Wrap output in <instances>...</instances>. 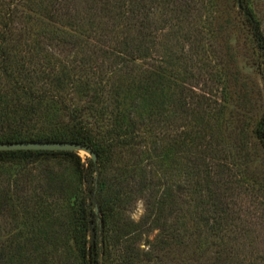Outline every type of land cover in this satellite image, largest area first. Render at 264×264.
<instances>
[{
	"label": "trees",
	"instance_id": "trees-1",
	"mask_svg": "<svg viewBox=\"0 0 264 264\" xmlns=\"http://www.w3.org/2000/svg\"><path fill=\"white\" fill-rule=\"evenodd\" d=\"M199 3L201 8L194 15ZM205 3L0 0V143H77L97 156L93 163L88 158L81 162L73 152H0V178L6 166L14 163L20 165L18 173L40 167L43 173L21 183L19 175L9 174L8 186L0 188V216L8 212L16 230L0 234V264H48L46 249L60 238L67 258L61 264H101L102 257L110 254L109 239L119 245L122 238L123 242L130 238L131 229L109 236L115 226L121 232L115 220L122 204L141 198L153 227L160 230L155 245L163 249L169 245L168 236L173 238L178 231L174 223L166 224L175 210L164 215L168 197L169 208L176 207L178 212L182 209L178 201L190 205L195 237L213 247H226L220 250L228 264H264V235L241 228L232 231L246 220L264 222V202L234 172L237 157L221 135V105L216 104L210 87L224 79L194 31ZM234 4L264 67V35L250 0H234ZM38 5L53 30L85 38L83 59L64 61L40 47L43 32L34 22ZM170 30L184 33L169 50L166 45L163 59L159 37ZM31 39L37 47L32 48ZM184 43L190 50L184 51ZM63 84L83 92L92 86L95 92L83 106L62 105L60 112L66 119L58 120L43 103ZM85 113L98 120L94 129L83 120ZM100 121L109 124L103 135ZM252 130L264 149V112ZM242 142L247 159V145ZM146 143L152 153L149 159L157 161H152L154 166L149 163L154 168L138 165ZM127 152L137 155L138 161L131 168H115ZM57 157L66 159L70 168L55 161ZM46 161L52 162L42 166ZM174 171L183 174V181L169 185L165 178ZM160 186L163 193L159 194ZM247 198L251 199L248 205H253L251 212L249 206L242 209ZM242 233L251 242L246 253L238 246ZM215 254L211 264L226 263L220 251ZM119 258L123 264H133L131 247H122Z\"/></svg>",
	"mask_w": 264,
	"mask_h": 264
},
{
	"label": "rangeland",
	"instance_id": "rangeland-1",
	"mask_svg": "<svg viewBox=\"0 0 264 264\" xmlns=\"http://www.w3.org/2000/svg\"><path fill=\"white\" fill-rule=\"evenodd\" d=\"M205 4L206 9L204 12L196 17L199 21L196 24L197 29L195 28L194 31H197L198 38H202L206 56L210 57L209 59L212 61V65L217 67V71H220L221 80L224 79L221 83L222 85L217 84L214 85V87L209 86L211 88L210 93L212 96H215L214 100L216 104L221 105L220 108L222 113L219 119V125L222 131L221 135L225 142H227L226 145H228V149L237 157V159H235L237 164L233 167L234 172L237 173L239 179L244 183V186L246 185L248 191L254 195H259L264 202V149L253 137L252 133L254 122L260 119L264 112L263 63L261 62L262 60L259 53L253 45L248 30L243 25L241 17L235 8L234 0H207ZM250 7L259 21L264 35V0H250ZM200 8V3L196 4V10L193 12L194 15H197L195 12H197V9L199 12ZM35 9L34 22L37 25V30L39 29L40 33L43 32L41 34L42 36H40V41H42V44H39L40 47H46L48 53L50 51L53 57L58 59L60 57L64 61L83 59L82 52H84V45H86L85 38L72 32H68L69 34L65 35V33L62 32L63 29L60 28H58L59 30H53L43 18L42 9L44 8H40L38 5ZM184 25L185 24H183V26ZM170 31L161 33L159 37V57L163 59H165L166 56L164 54L166 52V45L168 44L169 50L171 43L184 33H181L180 30H175L174 32L172 30ZM192 31L193 30H191V32ZM28 41L31 42L32 48L37 47L32 39ZM37 41L38 39H36V43ZM188 47L190 50V45L184 43L185 52L188 51ZM62 86L57 93H54L53 98H46L43 103V108L48 112L50 111L51 116H54L58 120L66 119L60 112V110L63 109L62 105L66 107L83 106L95 92L92 86L84 92L81 90L73 91L68 85L63 84ZM83 120L90 122L93 129L95 128L94 125L98 122V120L96 121L90 118L86 113L83 114ZM101 125L102 123L100 121L99 132L103 135L109 128V124L107 122V124ZM242 141L247 145V156L249 157L247 159L244 158L246 153L242 150ZM148 144L149 143L142 145L144 151L143 160L138 163L139 167L144 169H149L151 164L153 165L152 161L157 163L156 160L151 159L152 153L149 151ZM129 153L130 152L122 153L121 156L119 155L122 158L119 161L120 164L117 163L119 165H114V167L118 168L121 165H126L128 168H131L138 159L137 155H131ZM135 153H137V151H135ZM150 154L151 157L149 159L148 155ZM77 155L80 157L81 162H85L86 158L90 159L84 152H78ZM55 161L64 163L67 168H70L69 163H67L68 161L64 158L57 157ZM51 162L52 161L43 162L42 166ZM19 166L17 163L8 164L6 166V171L3 172L4 175L0 178V188L8 186L5 179L9 174L19 175L17 177L20 183L25 179H32V176L35 178L37 174H39V176L43 174L41 167L39 169L27 168L29 171L28 173H18L20 170ZM153 166H151V168H154ZM183 178L182 173L174 171L172 175L169 174L165 179L169 185H175L182 182ZM11 179L13 180L14 178L11 177ZM127 186L130 187L129 185ZM125 189L124 187V190ZM158 191L159 194L163 193V187L160 186ZM185 197L188 198L187 195ZM250 200L251 199L247 198V205L242 207V209L249 206L248 211L251 212L254 210L252 204L248 205L251 202ZM170 202L171 199L168 197L165 204L166 209H164V215L175 210L171 213L172 215L169 216L166 224L171 226L172 223H174L178 231H176L177 236L173 238L170 236H168V238L166 237V244L169 245L164 246L163 249L161 247L158 249V245H155V242L159 241L158 235L160 234V230L153 227L154 220L146 215V203L144 199L141 198L135 201H128L122 204L120 216L115 220L117 226L122 228L121 232L118 231L119 228L115 226L113 227V231H109V236L112 237L114 234L118 235L117 232L123 235L122 232L131 229L130 238L126 242H123L122 238L119 245L114 244L112 238L111 240L109 239L110 254L109 256L102 257L101 264H123L122 260L119 258V254L122 252V247L125 249L126 246L131 247V258L134 260L133 264H211L214 263L216 251H220L222 255L221 260L225 261V264H228L229 261L227 262L223 259L226 253L220 250L226 247L217 245L213 247L208 241L205 242L195 237V227L193 219H191L193 213L189 209L190 205L178 201L177 204L182 206V209L178 212L176 207L169 208ZM242 204L243 203L240 205L242 206ZM235 211L238 212V208H236ZM9 215L10 214L7 212L5 215L0 216L1 236L6 233L13 234L16 231L13 219ZM163 218L161 219L162 221H159L158 225H162L164 221ZM251 222L246 220L244 225H235L232 231H239V228H241V231H257V234L260 233L259 235H264V222L261 223L262 225L258 224V222L261 221L256 222L255 220ZM255 222L258 226L253 225ZM151 226L153 228L147 230ZM169 230L170 232L174 231L172 228ZM250 234L253 235V232ZM241 235L242 239L240 238V240H237L238 246L246 253L251 242H249V238L244 236L243 233ZM62 241L63 240L60 238L55 243H52L54 247L48 250L46 249V252L48 251L50 255L47 262L48 264H61L67 259L65 258L66 254L61 246ZM226 243L229 247L231 246L228 242ZM257 247L261 248L263 246ZM254 258H256V256H253V259ZM246 264H248V261Z\"/></svg>",
	"mask_w": 264,
	"mask_h": 264
},
{
	"label": "water",
	"instance_id": "water-1",
	"mask_svg": "<svg viewBox=\"0 0 264 264\" xmlns=\"http://www.w3.org/2000/svg\"><path fill=\"white\" fill-rule=\"evenodd\" d=\"M9 151H48V152H84L93 163H96L97 156L90 147L65 142H18V143H0V152ZM97 213V208H95Z\"/></svg>",
	"mask_w": 264,
	"mask_h": 264
}]
</instances>
